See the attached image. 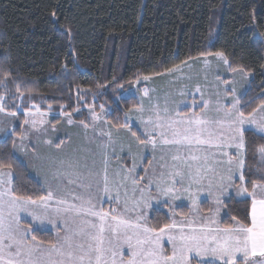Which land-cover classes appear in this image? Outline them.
<instances>
[{
	"label": "snow or ice",
	"instance_id": "1",
	"mask_svg": "<svg viewBox=\"0 0 264 264\" xmlns=\"http://www.w3.org/2000/svg\"><path fill=\"white\" fill-rule=\"evenodd\" d=\"M52 15L55 16V12ZM214 55L231 71L237 70L231 67L223 52ZM182 64L186 66L187 62L154 75L171 74L179 78ZM8 74L5 72V76ZM143 79L150 80L151 76H143ZM139 81L137 77L136 82ZM0 85L7 88L6 80H0ZM16 91L20 92L19 84ZM195 92H200L203 101L200 111L183 113L178 103L169 106L167 96L163 106L159 102L152 103L149 97L146 108L144 97L149 96V90L145 88L137 105L124 113V123L111 125L104 121L108 124L107 130L97 127L96 122L104 117L93 110L92 125L83 121L80 125L86 130L88 142L95 143L96 151L77 149L70 156L53 160L51 174L57 185L53 188L45 182L44 195L18 194L13 187L12 164L0 163V264H204L205 261L210 264H264V166L258 170L259 180L249 178L246 181L245 172L248 150L245 134L251 130L253 135L259 133L264 138V102L246 114L243 108L248 105L241 106V97L236 96L232 88L230 106L217 99L216 115L210 117L207 110L213 101L204 99L199 86ZM216 95L219 97V92ZM228 95L225 89L224 96ZM6 103L5 95L0 94V112L16 117L17 112L8 111ZM100 108L103 112L104 106ZM145 113H148L146 118ZM28 115H32L31 111ZM63 115L67 116V124H74L70 113ZM134 118L143 127V139L132 130ZM23 123L29 124V120ZM31 126L36 128L35 120L31 121ZM89 127L93 129L92 137L87 136ZM121 129L127 131L138 149H150L153 159L157 158V152L161 155L143 187H138L136 178L131 179L132 195L129 196L125 188L122 209L105 210L99 193L108 195L112 203H119L120 188L129 179L124 175L117 181L109 175L110 152L116 151L113 132L118 135ZM0 131L6 136L16 134L15 128ZM25 139L26 135L20 136L21 143ZM44 143L58 150L64 145L63 140L55 145L52 140ZM257 151L264 165V144L259 145ZM77 152L83 154L77 155ZM123 171L113 175L120 176ZM230 190L236 197L247 198L241 202L250 201V224L232 216L234 223L220 225L218 217L227 207L224 198ZM112 191L117 193L115 197H111ZM202 192L212 199L214 207L209 209L212 215L204 217L199 225L187 217L177 221L176 201L186 196L193 207L199 208ZM153 202L164 203L171 212L170 222L159 228L148 225L147 211ZM21 213L39 225H53L56 241L45 244L38 240L33 224L24 226L21 223ZM129 213H135V217L129 218ZM165 239L171 244L170 253L165 249ZM125 247L130 250L127 258Z\"/></svg>",
	"mask_w": 264,
	"mask_h": 264
},
{
	"label": "trees",
	"instance_id": "2",
	"mask_svg": "<svg viewBox=\"0 0 264 264\" xmlns=\"http://www.w3.org/2000/svg\"><path fill=\"white\" fill-rule=\"evenodd\" d=\"M217 52L252 75L241 101L248 105L245 113L251 112L264 102V0H0V80L7 82L0 93L12 111L13 104H36L82 119L84 111L76 113L84 102L76 95L86 89L97 93L95 109L110 108L111 124H122L137 100L115 101L119 88ZM245 136L246 181L259 180L264 165L257 149L264 138L251 130ZM0 163L12 164L18 194L44 195L39 180L13 154L12 138L0 140ZM244 199L226 201L224 224L232 216L250 224V201ZM150 222L159 228L170 218L154 211Z\"/></svg>",
	"mask_w": 264,
	"mask_h": 264
},
{
	"label": "rangeland",
	"instance_id": "3",
	"mask_svg": "<svg viewBox=\"0 0 264 264\" xmlns=\"http://www.w3.org/2000/svg\"><path fill=\"white\" fill-rule=\"evenodd\" d=\"M205 60L209 61V63L205 64ZM231 67L234 68L233 66ZM178 76L179 78L171 74H165L163 76L156 75L151 76L150 80H144L142 77L140 78L139 83L135 81L132 84L128 85L126 88H119L118 96L115 101H118L120 97H134L138 102V99L143 95V90L147 88L149 90V96L144 97L146 108L149 104V97H151L152 103L159 102L163 106L165 97L167 96L169 106H174L178 103L180 105V110L183 113H190L192 111L199 112V105L203 103V101H201L200 99V92H195L196 86H199L201 92H203L204 94V99H211L213 101V103L209 105V109L207 110L208 115L210 117H213L216 115L215 101L219 99L221 104L230 106V102L232 99V88H235V95L241 97L242 101V97L250 87L252 78V75L243 69H237L235 72L231 71L228 65L224 64L223 61L217 58L214 54H206L190 59L189 61H187L186 66L182 64L181 72L178 74ZM217 77H219L220 79H217ZM221 81H228V83L224 84ZM137 89H139V91H136ZM225 89H227L229 92V95L227 97L224 96ZM181 91L184 92L183 96L180 95ZM217 92H219L220 94L219 97H217L216 95ZM76 96L78 98V103L82 101L84 102L82 103L83 106L78 108L77 112H79L76 114L81 115L82 111H84V115L82 119H78V117L76 118L71 114L74 121V124L72 125L67 124V116L63 115V113H66L65 111H53L51 109L46 110L42 109L39 105L36 104L27 109H24L22 105L17 104L15 107L17 112L16 117H12L6 115V113L4 112H0V129L6 130L15 128L16 130V134H8L7 136L3 131H0V140L12 138L13 154L26 165L29 174L33 175L37 180H39L44 194H46L45 182L51 184L53 188H55L57 185V181L53 180L51 174V162L53 160L70 156L73 154V150L77 149H91L93 152L96 151L95 143L90 144L85 138L86 130L80 125V122L83 121L86 124L92 125L93 122L91 114L94 110L97 114L104 117V120L96 122L98 128L102 127L105 130L108 129V124H106L104 121H107L111 124L110 120L107 118L110 114L111 109L108 107H104V110L102 112L101 108L97 110L95 109L94 105H92L93 101L98 98L97 93L86 89H79ZM21 99L22 98H20L19 101ZM85 100L91 103L90 106H85ZM6 101L7 107V104L9 105V102L8 100ZM193 104L197 105V107H191ZM7 110L12 111L9 110L8 107ZM29 111H31L32 113L31 116L28 115ZM147 115L148 113H145V118L147 117ZM25 119L29 120V124L23 123ZM32 120L36 121L35 129H33L31 126ZM42 120L46 121V123L41 124L40 121ZM132 130L135 131L137 135H140L142 139L144 138L142 135L143 127L141 126L139 120L135 118L132 120ZM125 133H127V131L124 129H121L118 135L115 131L113 132L114 139H116V151L115 153L110 152L109 175L111 178L117 181L121 178V176L124 175H127L129 179L125 186L120 188L119 203H112L108 195H104L102 192L99 193V196L102 197L104 201L103 207L105 208V210H110V208L122 209L123 201L125 199V188L127 189L129 196L132 195L133 185L131 183V179L136 178L138 181V187H143L147 183L148 178L151 176L152 169L157 166L159 156L161 155L160 152H157L155 154L157 158L153 159V153L150 149L141 151L137 148L134 140L130 137V135L128 133V135ZM21 135L27 136V139H25L22 143L20 140ZM93 135V129L92 127H89V129H87V136L92 137ZM100 139L106 138L101 137ZM46 140H52L53 145L63 140L64 145L62 149L58 150L55 147L46 145L44 143V141ZM129 145H132L131 151H129ZM127 149L130 154L126 153ZM76 154L82 155L83 153L77 152ZM128 156L129 159H126ZM97 159H99V157H97ZM134 164L136 165L135 167H133ZM121 169H123L124 171L121 172L120 176L113 175L115 172H118ZM237 183H239V181H237ZM116 194L117 193L115 191H112L110 195L111 197H115ZM153 194H155L154 189ZM136 196H139V192L136 193ZM230 198L244 199L241 197H236L235 192L232 190H230L228 196L224 198L225 203ZM198 204L199 208L193 207L191 201L186 196L182 197L180 200H177L175 203L177 221H181L185 217H187L188 220H194L195 225H199L204 217L212 215V213L209 212V209L213 208L214 204L211 197H209L206 192H202L200 194ZM179 207L183 208L180 209ZM160 210L166 211L167 215L171 219V212L164 203L153 202L152 208L147 211L149 226L153 227L152 223L150 222V216L154 211ZM226 214V209H222L218 217L221 226L224 225ZM128 216L129 218H134L135 213H129ZM21 223L24 226L32 223L35 234L37 235V239L43 241L45 244L49 242H55L57 239L56 229L51 224L45 223L44 225H39L37 223H34L31 221V218L24 213H21ZM231 223L234 222L232 221ZM38 233H41L40 237ZM61 235H63V232H61ZM164 246L165 249L170 253L171 244L169 241H167V239L164 240ZM124 255L125 258L130 255V250L127 247L124 248ZM204 264H210V262L205 261Z\"/></svg>",
	"mask_w": 264,
	"mask_h": 264
}]
</instances>
